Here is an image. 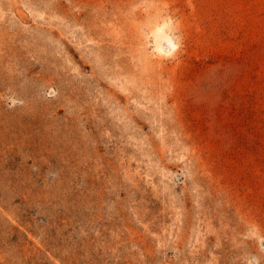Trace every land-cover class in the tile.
<instances>
[{
    "label": "rangeland",
    "instance_id": "374dc122",
    "mask_svg": "<svg viewBox=\"0 0 264 264\" xmlns=\"http://www.w3.org/2000/svg\"><path fill=\"white\" fill-rule=\"evenodd\" d=\"M0 264H264V0H0Z\"/></svg>",
    "mask_w": 264,
    "mask_h": 264
},
{
    "label": "bare ground",
    "instance_id": "6f19581e",
    "mask_svg": "<svg viewBox=\"0 0 264 264\" xmlns=\"http://www.w3.org/2000/svg\"><path fill=\"white\" fill-rule=\"evenodd\" d=\"M165 21L163 22H155L152 35L154 40V48L159 54L171 53L176 49L177 43L173 40V38L165 31ZM164 42L168 43V48H164Z\"/></svg>",
    "mask_w": 264,
    "mask_h": 264
}]
</instances>
